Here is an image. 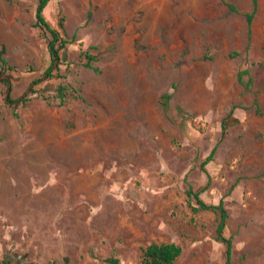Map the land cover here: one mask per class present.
I'll return each mask as SVG.
<instances>
[{
    "label": "rangeland",
    "instance_id": "obj_1",
    "mask_svg": "<svg viewBox=\"0 0 264 264\" xmlns=\"http://www.w3.org/2000/svg\"><path fill=\"white\" fill-rule=\"evenodd\" d=\"M36 4L0 0V49L22 69H40L46 56ZM252 8V0H54L46 16L53 25L64 16L70 39L65 77L35 86L42 97L31 93L35 73H17L12 96L31 97L18 108L0 82V259L135 264L142 247L174 241L183 247L174 264H226L217 215L186 203L191 185L208 202L224 199L232 264H264V0L249 34ZM62 82L81 97L61 105ZM215 145L209 177L201 163Z\"/></svg>",
    "mask_w": 264,
    "mask_h": 264
},
{
    "label": "trees",
    "instance_id": "obj_2",
    "mask_svg": "<svg viewBox=\"0 0 264 264\" xmlns=\"http://www.w3.org/2000/svg\"><path fill=\"white\" fill-rule=\"evenodd\" d=\"M14 1V0H9ZM54 0H37L35 8V26L39 27L42 34L45 37V48L46 56L44 64L40 69H36L33 65L27 66L25 68H19L9 62L8 58L5 56L6 47L1 46L0 49V82L6 86V94L8 93L9 87H11L10 95L6 96V102L12 104L14 107L18 108L20 105H26L30 101L31 97L28 93L24 92L22 95L14 98L12 92L14 85H12L11 78L20 72H30L35 73L30 80L31 93L37 96L44 97L43 88L37 85H41L46 81L52 80L54 78H64L65 75L62 73L61 65L66 59L67 45L70 43V39L66 34L65 29V17L60 16L58 25H53L46 16V10L50 7ZM253 8L250 12L245 14L249 34L252 31V25L254 18L258 11L259 0H252ZM231 10L237 11V8L232 3H226ZM235 54H239L236 52ZM81 55L86 58V66L94 68L98 71V68L92 65V62L96 59L95 56L91 55L88 51L82 52ZM248 76V78H245ZM238 80L244 86L246 90H250L253 85V77L249 68H241L238 71ZM58 97L60 98V104H66L71 98H80V89L69 83H60L56 87ZM172 93H165L162 97V107L166 114L172 111L171 99ZM254 106L257 113H261V106L258 98L254 100ZM237 106H233L228 116L222 122V135L224 136L228 129V120L233 118L234 109ZM18 116V113H15ZM235 120V119H234ZM217 151V145L213 147L206 159L201 163V168L206 171V165L211 162ZM207 172V171H206ZM210 177L209 173L207 172ZM206 188V187H205ZM203 189L195 190L193 186L189 185L186 189L185 200L193 213H199L201 211H213L217 215V237L219 242H223L227 245L226 250V264H232L231 255L233 243L230 237L225 235V230L228 226V219L230 218V212L225 205L223 198L220 199L218 203H212L206 201L202 197ZM183 247L177 242H156L153 241L145 247H142V253L140 260L135 264H174L177 259L182 255ZM107 261L111 264H119V260L115 258H108ZM0 264H20L19 259L11 254L6 253L1 259ZM32 264V263H28ZM52 264H59L58 261H54Z\"/></svg>",
    "mask_w": 264,
    "mask_h": 264
},
{
    "label": "water",
    "instance_id": "obj_3",
    "mask_svg": "<svg viewBox=\"0 0 264 264\" xmlns=\"http://www.w3.org/2000/svg\"><path fill=\"white\" fill-rule=\"evenodd\" d=\"M10 91H11V87H9V89H8L7 96H9V95H10Z\"/></svg>",
    "mask_w": 264,
    "mask_h": 264
}]
</instances>
